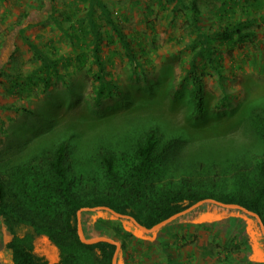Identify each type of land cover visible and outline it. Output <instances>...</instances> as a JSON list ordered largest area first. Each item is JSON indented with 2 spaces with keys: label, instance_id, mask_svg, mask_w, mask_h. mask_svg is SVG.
I'll return each instance as SVG.
<instances>
[{
  "label": "rangeland",
  "instance_id": "rangeland-1",
  "mask_svg": "<svg viewBox=\"0 0 264 264\" xmlns=\"http://www.w3.org/2000/svg\"><path fill=\"white\" fill-rule=\"evenodd\" d=\"M101 1L132 41L142 68L132 69L117 33L95 5L92 18L101 33L100 58L117 87L104 88L98 98L90 0H0L3 177L15 187L14 166L64 139L74 151L71 160L80 178L78 190L103 195L111 188L98 171L96 149L130 152L146 132L156 129L181 147V163L174 165V174L164 167V184L180 186L188 170L193 187L233 192L238 171L246 178L251 175L240 168L245 167L244 159L264 151L256 127L264 117V0ZM194 1L205 32L238 22L247 32L243 39L237 34L211 39L219 66L206 56L197 59L204 97L200 113L189 74L193 53L201 46L190 9ZM27 40L55 60L59 74L41 69L42 62ZM222 87L228 98L219 106L225 94ZM35 159L31 164H40ZM95 168L96 179L89 181ZM9 201L17 204L19 199ZM81 225L87 239H123L124 248L116 240L121 246L117 264H264L258 220L214 203L199 206L155 232H144L130 219L107 210L83 211ZM32 234L24 239L30 238L26 241L38 250L57 251L46 234ZM10 238L0 217V264H11L6 248ZM96 254L79 251L75 264H98Z\"/></svg>",
  "mask_w": 264,
  "mask_h": 264
},
{
  "label": "trees",
  "instance_id": "trees-1",
  "mask_svg": "<svg viewBox=\"0 0 264 264\" xmlns=\"http://www.w3.org/2000/svg\"><path fill=\"white\" fill-rule=\"evenodd\" d=\"M95 5L102 9L108 23L117 33L119 42L132 63V69L137 72L142 68V64L132 48V41L112 18L107 5L101 0H90L88 15L93 34L94 64L98 68L100 80L98 88V98H100L104 88L117 89V87L107 77L104 63L100 58L101 33L92 18ZM190 9L198 30L196 40L201 43L200 48L193 53L189 70L194 85L197 113H200L204 106V97L197 59L206 56L209 63L219 66L214 58L215 47L211 39L233 34L243 39L247 36V32L241 22L231 26L226 24L220 31L205 32L199 24L195 1ZM27 42L40 58L41 69L59 74L55 60L32 41L27 40ZM223 91L225 94L219 106H222L228 98L224 88ZM256 127L258 137L264 142V117H261ZM175 143L176 139L167 140L160 136L156 129H151L139 139L130 152L118 154L107 148H97L94 155L96 162H99L98 171L105 175L111 188L103 195L93 193L86 195L84 191L82 193L78 190L80 178L72 169L71 160L74 151L64 139L34 157V159L38 158L40 164H31L37 161L32 158L22 165L14 166L12 171L18 174L15 187L10 186L0 172V217L11 235L6 243V248L10 251L11 264H75L79 258L77 255L79 251L96 252L98 264H112L117 249L115 244L106 241L85 244L80 240L78 212L84 207L108 206L118 213L133 216L144 226L152 228L200 200L213 198L227 204H240L259 214L264 222V151L250 154L249 158L244 159L245 167L240 168L251 174L249 178L243 177L245 174L238 171L237 175H240V178L237 180L236 189L229 193H217L200 190L197 184L193 187L189 181V177L193 174L188 170H185L186 177L180 186L173 187V182L164 184L166 177L164 169L168 167L169 174L173 175L177 169L174 165L181 163V147L176 146ZM192 169L198 170V168ZM96 172L97 168L93 169V173L88 174L89 181L95 178L93 176L97 174ZM246 182L247 189L242 190ZM12 190L15 193H12ZM10 197L18 198L19 202L16 204L9 201ZM206 204L210 203L203 205ZM253 218L257 221L256 217ZM30 233L31 235L46 234L57 251L50 248L38 250L32 241L30 243L26 241L30 238L24 239V236ZM113 239L121 241L122 247H125L122 238L113 237Z\"/></svg>",
  "mask_w": 264,
  "mask_h": 264
},
{
  "label": "water",
  "instance_id": "water-1",
  "mask_svg": "<svg viewBox=\"0 0 264 264\" xmlns=\"http://www.w3.org/2000/svg\"><path fill=\"white\" fill-rule=\"evenodd\" d=\"M205 203H214V204H217L219 206L230 208V209H239V210L245 212L246 214H249L251 216L256 217L258 222H259V224H260L261 231H262L263 236H264V222H263V220H262V218H261V216L259 214L247 209L246 207H244V206H242L240 204H236V203L227 204V203H223L221 201H217L216 199H213V198H206V199L200 200L197 203H195L194 205H192L191 207L187 208L186 210L171 216L170 218H168V219L156 224L152 228H148V227L144 226L137 219H135L133 216H129V215H124V214L118 213V212H116L115 210H113L112 208H110L108 206H97V207H93V208L84 207L81 210H79V212H78V220H79L78 234H79L80 240L83 243H85V244H94V243H97V242H100V241H106V242H110V243L115 244L117 246V249H116V252L114 254L112 264H117V257H118V253H119V250H120V247H121L120 243L118 241L112 239V238L103 237V236L87 239L85 237V235H84V231H83V228H82V225H81V214H82L83 211H85V210H107V211H110L111 213H113L114 215H116L118 217H123V218L130 219L139 229H141L144 232H155L158 229H160L161 227H163L165 224H167L168 222H171L172 220L178 218L179 216L184 215L187 212H189V211H191V210H193V209H195V208H197V207H199V206H201V205H203Z\"/></svg>",
  "mask_w": 264,
  "mask_h": 264
}]
</instances>
